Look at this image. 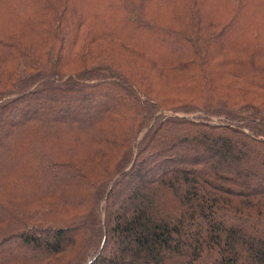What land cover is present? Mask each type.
I'll list each match as a JSON object with an SVG mask.
<instances>
[{"label": "trees", "instance_id": "trees-1", "mask_svg": "<svg viewBox=\"0 0 264 264\" xmlns=\"http://www.w3.org/2000/svg\"><path fill=\"white\" fill-rule=\"evenodd\" d=\"M0 264H264V0H0Z\"/></svg>", "mask_w": 264, "mask_h": 264}, {"label": "rangeland", "instance_id": "rangeland-1", "mask_svg": "<svg viewBox=\"0 0 264 264\" xmlns=\"http://www.w3.org/2000/svg\"><path fill=\"white\" fill-rule=\"evenodd\" d=\"M156 4V3H155ZM222 7V6H221ZM150 10L152 11V7L150 8ZM96 12H97V10H95ZM102 11V12H101ZM98 12H101L100 14L101 15H104V13H103V9L101 8L100 10H98ZM167 15H165V16H169L171 13H170V10L168 9L167 11ZM154 13H156L155 11H154ZM213 120H215V121H217V118H214Z\"/></svg>", "mask_w": 264, "mask_h": 264}]
</instances>
